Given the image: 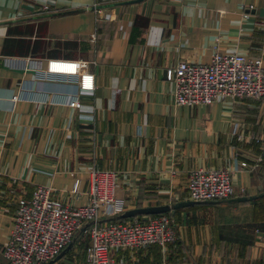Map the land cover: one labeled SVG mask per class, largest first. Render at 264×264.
I'll return each mask as SVG.
<instances>
[{
  "label": "crops",
  "instance_id": "crops-1",
  "mask_svg": "<svg viewBox=\"0 0 264 264\" xmlns=\"http://www.w3.org/2000/svg\"><path fill=\"white\" fill-rule=\"evenodd\" d=\"M214 48L264 63V0H0V264L18 200L38 185L80 205L89 168L112 169L127 208L173 203L189 198L197 166L230 168L235 194L170 211L173 241L113 248L105 264H264V195L231 199L264 191V97L177 105L165 77ZM7 58L69 73L82 62L90 73L43 78ZM22 87L59 101L13 100ZM75 256L90 264L86 249Z\"/></svg>",
  "mask_w": 264,
  "mask_h": 264
},
{
  "label": "built area",
  "instance_id": "built-area-1",
  "mask_svg": "<svg viewBox=\"0 0 264 264\" xmlns=\"http://www.w3.org/2000/svg\"><path fill=\"white\" fill-rule=\"evenodd\" d=\"M6 63L35 69L43 78L61 76L65 80L79 81L81 76L90 73L82 69V62H78L80 69L75 73L44 70L41 62L32 58H7ZM165 77L174 84L177 105L208 103L222 97H264L263 61L237 52H221L218 48H214L207 62L180 60L166 70ZM12 99L59 101L50 93L40 98L34 90L26 88L14 93ZM60 101L74 106L81 103L78 95H66ZM260 161H264V139L255 154V162ZM240 163L245 161L240 160ZM89 182L88 201L80 205H70L55 197L50 185H38L31 196H21L4 243L5 264H45L84 228L89 230L91 239L86 246V259L90 264L107 263L111 260L110 251L116 247L165 245L175 239L173 218L167 212L151 213L147 218L138 215L130 219L116 218L127 205L116 195L114 170L91 167ZM79 187L77 179L74 190ZM187 188L191 199L232 197L235 194L232 170L224 166L194 167L189 171Z\"/></svg>",
  "mask_w": 264,
  "mask_h": 264
},
{
  "label": "water",
  "instance_id": "water-1",
  "mask_svg": "<svg viewBox=\"0 0 264 264\" xmlns=\"http://www.w3.org/2000/svg\"><path fill=\"white\" fill-rule=\"evenodd\" d=\"M138 1V0H136ZM94 8V7H91ZM264 195V191L256 193V194H242L239 196H235L231 199L234 200H245V199H251L255 198L257 196H262ZM217 199H202V200H196V199H182L175 201L173 203H161V204H150V205H145V206H134V207H129L126 208L124 211L120 212L117 216L118 217H129L133 216L136 214H141L143 218H147V216L151 213H158V212H165V211H174L176 208L197 203V202H215ZM74 240H72L55 258L51 259L45 264H52L55 262L57 259H59L61 256L65 254V252L71 248L73 245Z\"/></svg>",
  "mask_w": 264,
  "mask_h": 264
},
{
  "label": "rangeland",
  "instance_id": "rangeland-1",
  "mask_svg": "<svg viewBox=\"0 0 264 264\" xmlns=\"http://www.w3.org/2000/svg\"><path fill=\"white\" fill-rule=\"evenodd\" d=\"M140 216V215H138ZM88 237L90 238V234H89V230H79L74 242L75 244L73 245V247L65 254L63 255L61 258H63L64 256H66L65 258H68L66 260V262H69L71 264L72 260H75V255L76 254H83L86 246H87V239ZM0 256L2 258V254H1V250H0ZM61 258H59L58 260H56L55 262H59L61 260ZM4 262V261H3ZM54 262V263H55ZM65 262V261H64ZM79 262V261H78ZM60 263V262H59ZM59 263H55V264H59ZM80 263V262H79ZM67 264V263H66ZM78 264V263H77ZM81 264V263H80Z\"/></svg>",
  "mask_w": 264,
  "mask_h": 264
},
{
  "label": "trees",
  "instance_id": "trees-1",
  "mask_svg": "<svg viewBox=\"0 0 264 264\" xmlns=\"http://www.w3.org/2000/svg\"><path fill=\"white\" fill-rule=\"evenodd\" d=\"M165 212L170 213V211H165ZM116 218H119V217L117 216ZM121 219H124V218H121Z\"/></svg>",
  "mask_w": 264,
  "mask_h": 264
}]
</instances>
